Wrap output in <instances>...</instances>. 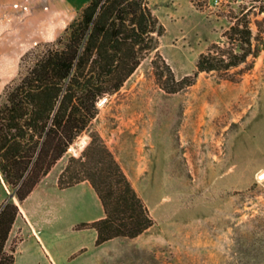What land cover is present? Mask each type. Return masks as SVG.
<instances>
[{
    "label": "rangeland",
    "instance_id": "374dc122",
    "mask_svg": "<svg viewBox=\"0 0 264 264\" xmlns=\"http://www.w3.org/2000/svg\"><path fill=\"white\" fill-rule=\"evenodd\" d=\"M197 2L150 0L164 26L157 48L50 170L52 180L97 130L147 204L154 224L138 238L108 241V264H264V11L257 8L264 0ZM245 11L259 51L235 80L202 71L175 93L158 85L156 51L177 77L192 73L199 54L223 43L233 16ZM72 19L22 51L0 50V99L23 69L21 56ZM7 199L18 200L0 179V205Z\"/></svg>",
    "mask_w": 264,
    "mask_h": 264
},
{
    "label": "trees",
    "instance_id": "16d2710c",
    "mask_svg": "<svg viewBox=\"0 0 264 264\" xmlns=\"http://www.w3.org/2000/svg\"><path fill=\"white\" fill-rule=\"evenodd\" d=\"M257 8L264 11L262 5ZM247 11L233 16L223 43L212 42L199 54L192 73L177 77L156 51L151 62L158 85L175 93L192 85L202 71L235 80L242 71L236 68L259 51ZM163 31L150 0H88L62 34L21 56L23 69L0 99V179L19 202L89 129L99 100L124 84L157 48ZM83 180L95 190L104 215L77 228L93 227L96 245L118 236L136 237L154 224L147 204L97 130L80 155L69 156L57 182L67 187ZM18 213L12 199L1 203L0 264H14L15 242L10 248L6 244Z\"/></svg>",
    "mask_w": 264,
    "mask_h": 264
},
{
    "label": "crops",
    "instance_id": "0c3cea01",
    "mask_svg": "<svg viewBox=\"0 0 264 264\" xmlns=\"http://www.w3.org/2000/svg\"><path fill=\"white\" fill-rule=\"evenodd\" d=\"M87 1L0 0V50L22 51L45 35L54 36ZM28 36L36 40L28 43ZM50 172L25 199L17 200L19 213L6 244L15 239L14 264H108L102 248L123 236L96 245L93 227L77 228L104 215L95 190L88 180L60 187L59 173L49 180Z\"/></svg>",
    "mask_w": 264,
    "mask_h": 264
},
{
    "label": "water",
    "instance_id": "95a60500",
    "mask_svg": "<svg viewBox=\"0 0 264 264\" xmlns=\"http://www.w3.org/2000/svg\"><path fill=\"white\" fill-rule=\"evenodd\" d=\"M110 94H107L105 95L104 97H102L100 100H99V105L103 104L108 98H109ZM13 195V194H11Z\"/></svg>",
    "mask_w": 264,
    "mask_h": 264
}]
</instances>
